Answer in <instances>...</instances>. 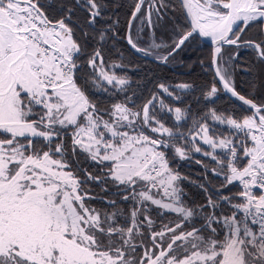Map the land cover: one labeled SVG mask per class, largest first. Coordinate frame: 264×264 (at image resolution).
I'll return each instance as SVG.
<instances>
[{"label": "snow or ice", "instance_id": "snow-or-ice-1", "mask_svg": "<svg viewBox=\"0 0 264 264\" xmlns=\"http://www.w3.org/2000/svg\"><path fill=\"white\" fill-rule=\"evenodd\" d=\"M110 7V0H0V264H264V100L242 95L234 78L237 69L259 68L264 88V0H179L174 18L167 0H133L122 37L132 52L167 66L197 36L210 38L214 77L202 96L216 97L219 82L247 106L240 115L210 108L198 119L190 106L163 98L183 105L176 90L194 84L170 86L163 76L142 104L125 96L104 107L94 98L110 88L115 97L131 82L112 70L126 65L109 63L119 32ZM158 26L168 42H158ZM244 50L252 57L246 66ZM157 101L177 122L193 116L190 148L176 146L184 134L166 126ZM209 119L231 131L217 132ZM169 148L172 159L196 152L214 162L204 167L222 179L197 185L202 203L185 202L186 178L170 167ZM78 152L104 167L81 177L70 159ZM90 183L103 192L112 184L118 199L93 207ZM230 186L238 190L225 194ZM118 201L133 203L124 209ZM148 202L176 214L171 226L155 229Z\"/></svg>", "mask_w": 264, "mask_h": 264}, {"label": "trees", "instance_id": "trees-1", "mask_svg": "<svg viewBox=\"0 0 264 264\" xmlns=\"http://www.w3.org/2000/svg\"><path fill=\"white\" fill-rule=\"evenodd\" d=\"M42 3H53L54 0H41ZM111 7L107 11V15L112 16L113 20H118L119 22L113 25L114 29L119 30L116 38L110 41V47L113 48L112 58L109 61H115L116 63H123L126 67L114 69L119 75H127L130 79V84L127 86L126 92H116V96L112 97L111 93L115 92V89H109L108 93H102L99 91H94V98L99 100L102 106L107 107L112 99L123 100L125 96H131L135 100L136 104H142L144 98L148 97L154 89V84L156 83L157 77H167L164 81L170 86L175 85L181 82L193 83V89L187 91L176 90V93L180 95L181 99L184 101L181 105L180 101L174 99V97L164 96L165 103L170 104L171 106H190L191 112L195 118H199L200 115H203L205 111L210 108H217L225 114L240 115L247 108L237 99L231 98L227 93H225L217 84V87L221 89L218 92L217 96L212 98L210 101L205 100L201 94V88L204 87L206 83L213 79L212 70L210 67L211 61V47L197 37L190 46L183 52H181L170 64L167 66H158L150 57H144L138 53L132 52V50L127 46L126 41L122 38L124 31L127 26V21L129 19V13L133 0H110ZM168 3L173 5V8L168 10L169 17H175L180 15L178 10L179 1L178 0H167ZM155 19V18H154ZM170 32V30H169ZM157 37L160 40L168 42L169 33L164 32L162 28H157ZM226 52L231 51L230 46H224ZM123 55L120 56L119 54ZM225 62L228 61L227 54L224 57ZM131 61V63H129ZM201 61L203 63H201ZM252 62V57L247 50H244L242 59L239 61L242 65H248ZM260 75L259 68H253L252 71L245 72L240 69H237L234 73L236 89L242 95L250 97L254 95L257 102L264 100V88L259 87V80L257 77ZM260 79H264V76H261ZM256 83L258 86L254 89L252 87L253 83ZM135 93V95H133ZM129 106H132L131 104ZM156 111L164 117V122L166 126L171 127L173 124L177 125V128L174 131L178 133H183V137L178 136L174 141L176 146H183L185 148H190L193 140L191 136L195 135L193 131L189 134V130L192 129V120L193 116H189L183 121H175L171 113L160 112L159 102L156 104ZM209 125L215 129L217 132L223 131L225 133L231 131L227 128L226 125H220L217 122L208 120ZM73 129L69 127L66 130L65 138L68 143H71V135ZM198 139L195 141L197 143ZM170 158V167L175 171L179 172L182 179L179 181L180 187L186 193L184 199L185 202L191 204L193 201L197 203L203 202V193L198 188L199 183H208V180L211 179L213 184H219L222 177L217 178L211 172H209L204 165L207 164L210 167L214 165V162L210 160L209 157L202 156L198 153H190L187 159H180L178 156L175 159H172L174 156V149H166ZM72 167L77 170L81 177L84 176V171L87 170L91 173H98L104 165L97 164L96 162L91 161L86 157V154L77 153L74 158H71ZM201 161V163H197ZM107 163V162H106ZM90 188V194L98 197L89 201V203L96 208L105 207V198L108 199H118L116 195V188L112 184H108V192L101 191V187L97 184L90 183L88 185ZM235 192L238 190L235 186H230L229 189L225 190V194L228 191ZM120 203L121 208L128 209L132 206V201ZM148 214L151 215L152 219L155 221L156 225H161L167 222L166 218L163 216H172L176 217V214L164 212L163 215L160 214V210L157 207H151L148 209ZM123 218V217H122ZM121 218V219H122ZM200 218H197L199 220ZM155 229L157 227L155 226ZM222 234V231L218 229Z\"/></svg>", "mask_w": 264, "mask_h": 264}, {"label": "rangeland", "instance_id": "rangeland-1", "mask_svg": "<svg viewBox=\"0 0 264 264\" xmlns=\"http://www.w3.org/2000/svg\"><path fill=\"white\" fill-rule=\"evenodd\" d=\"M155 18V16L153 17V19ZM140 27H142V25L139 23V21H137L136 22V28L138 29V28H140ZM134 31H135V29H134ZM146 31H149V34H150V31L151 30H148V29H146ZM142 39L144 38L143 36L141 37ZM159 40L160 39H158V42H159ZM112 70H114V69H112ZM213 74V73H212ZM214 98V97H213ZM212 99V98H211ZM191 137H193V136H191ZM198 139V138H197ZM197 143H200L201 144V146L205 149V150H209L208 149V146L207 145H202V142H200L199 141V139H198V141H197ZM189 146L191 147V145L189 144ZM187 149V148H186ZM190 153H196V152H190ZM198 154H200V155H202V156H204L202 153H198ZM188 157H189V155H188ZM139 190V189H138ZM154 193L156 194V198H158V199H167V198H165L164 196H163V192H162V190H160L159 192H155V190H154ZM151 207H157V206H154V205H151L150 204V202H148V204H147V208L148 209H150ZM158 208V207H157ZM160 210V213L161 212H163V210H161V209H159ZM164 213V212H163ZM167 213V212H166ZM163 218H166L167 219V222L166 223H164V224H169L170 226H171V224H172V221H174L175 220V218L176 217H172V216H163ZM123 219V218H122ZM200 219H202V218H200ZM164 224H161V225H156L155 224V226L157 227V231L158 230H160L161 229V227L164 225ZM201 225H200V223L199 222H196V227H200ZM185 227L188 229V230H190V228H191V225L190 224H186L185 225ZM220 232L218 231V235L220 236V238L222 239L223 238V235H224V233L222 232V234H219ZM145 243L146 244H148L149 246H150V240H145ZM190 254V253H189Z\"/></svg>", "mask_w": 264, "mask_h": 264}, {"label": "water", "instance_id": "water-1", "mask_svg": "<svg viewBox=\"0 0 264 264\" xmlns=\"http://www.w3.org/2000/svg\"><path fill=\"white\" fill-rule=\"evenodd\" d=\"M179 1V0H178ZM184 15H186V12L184 13ZM200 41H202L203 43L209 45L211 47V50L213 49L214 45L212 44L211 42V39L210 38H206V37H199L197 36ZM226 46V45H225ZM152 58V57H150ZM210 67H211V64H210ZM211 70H212V73H213V76H214V69L211 67ZM218 86L222 89V85L219 84V82H217ZM225 92V91H224ZM227 93V92H225ZM231 98L233 99H236L235 97H232L230 93H227ZM238 100V99H237ZM239 101V100H238ZM241 102V101H240ZM242 103V102H241ZM245 106V105H244ZM247 107V106H246Z\"/></svg>", "mask_w": 264, "mask_h": 264}]
</instances>
